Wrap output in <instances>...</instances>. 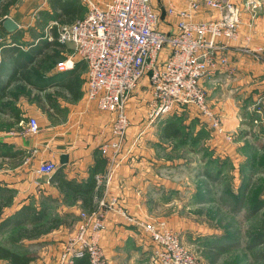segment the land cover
<instances>
[{
    "label": "crops",
    "instance_id": "1",
    "mask_svg": "<svg viewBox=\"0 0 264 264\" xmlns=\"http://www.w3.org/2000/svg\"><path fill=\"white\" fill-rule=\"evenodd\" d=\"M19 1L10 6L8 14H2L7 0H0V112L9 114L20 124L25 123V132L29 120L35 119L40 132L28 135L27 131L15 136L17 151L14 152L21 153L16 161L29 163L30 168L24 172L17 170L2 179L16 192L9 210L16 212L26 205L39 210L44 197L46 204L56 205L57 213L61 214L53 216L60 218V222L57 230L45 237L43 262L37 264H59L66 243L82 220V213L97 212L99 201L108 202L112 198L118 199L116 205L126 216L118 211L101 215L100 245L109 264H151V241L129 217L144 222L164 220L174 226L179 217L176 218L177 201L173 197L181 191L176 183L180 180L176 170L186 163L195 164L202 154L198 149L195 152L180 148V135L173 136V131L182 129L190 134L194 141L199 140L198 147H204L206 153L216 149L233 165V177L244 179L249 175V165L255 168L251 175L259 174L258 167L264 157V0L252 25L249 13L241 14L243 25L239 38L229 44V65L200 82L210 108L225 121L233 141L212 137L203 117L193 109L149 120L148 95L138 89L127 108L129 125L116 154L112 149L107 153L102 151L116 138L115 117L88 100L87 64L77 59L74 69L59 72L57 66H50L53 49L59 53L56 59L62 62L70 57L72 46L58 48L38 43V35L52 41L49 29L55 20L42 15L45 11L53 15L50 1L47 0L46 9L39 13L36 26L25 29L21 20L10 13ZM106 1L97 0L101 4ZM223 1L240 6L245 0ZM172 2L175 8L183 9L188 7L189 0ZM217 16L218 11L204 7L193 14L192 20L204 21ZM7 18L18 25L17 30L5 29ZM244 47L260 52L262 59L241 51ZM143 86L148 89V85ZM15 98L17 107H2L1 102ZM202 133L205 137L201 139ZM48 161L57 164L56 172L39 174V166Z\"/></svg>",
    "mask_w": 264,
    "mask_h": 264
},
{
    "label": "built area",
    "instance_id": "2",
    "mask_svg": "<svg viewBox=\"0 0 264 264\" xmlns=\"http://www.w3.org/2000/svg\"><path fill=\"white\" fill-rule=\"evenodd\" d=\"M84 1L87 12L83 19L72 24L55 23L58 41L71 45L73 51L58 63L57 69L72 70L77 59L87 64L88 100L115 117L116 138L102 148L103 153L111 149L114 154L120 151L129 125L127 108L145 81L150 90L149 120L193 109L215 134L224 135L223 121L208 107L200 82L229 65V44L239 38L241 14L248 12L252 25L261 9L260 0H245L240 6L223 0H189L188 7L183 9L170 5L167 17L172 21H167L168 30L158 27V9L152 0H107L104 4ZM204 7L215 9L218 16L192 20L193 14ZM39 130L38 122L30 119L27 133L34 135ZM56 170L57 164L48 161L37 172L51 175ZM117 200H101L97 212L82 213L76 232L61 253L60 264H75L83 259L90 264H109L100 245L101 215L118 211L126 216L116 205ZM129 220L150 239L153 264H199L165 223L132 217Z\"/></svg>",
    "mask_w": 264,
    "mask_h": 264
},
{
    "label": "rangeland",
    "instance_id": "3",
    "mask_svg": "<svg viewBox=\"0 0 264 264\" xmlns=\"http://www.w3.org/2000/svg\"><path fill=\"white\" fill-rule=\"evenodd\" d=\"M69 1L83 7L84 15L86 14L87 3L84 0ZM95 1L97 2V0ZM47 2V0H20L10 10V13L21 20L24 29L35 27L39 21L38 15L46 9ZM152 2L158 9L160 21L158 27L168 30L170 25L168 23L172 19L167 17V9L171 3L172 6L174 5L172 0H152ZM55 23L57 22L55 21ZM246 50H248L247 47L241 49L257 59H262L260 52L256 53L250 49L249 52H246ZM58 63H60V59H56L53 55L50 66L56 68ZM144 84L148 85L143 82L139 90L146 91L149 100L150 90L147 89V86H143ZM18 96L20 93L17 94V98ZM17 98L11 101L4 100L1 102L2 107L4 109L17 107L15 101L18 100ZM148 106L147 102L146 109ZM208 107L210 108L209 105ZM174 114L168 116L171 117ZM218 116L223 121L222 117ZM202 119L204 120V118ZM204 122L209 127V123L206 120ZM224 122V135L215 134L209 127L212 137L232 142L233 137L227 131ZM25 125V123H18L9 114L0 112V150L2 152L17 151L14 138L25 132ZM177 132L180 135L178 140L180 148L186 150L191 148L195 152L198 149L202 153L201 159L198 158L195 164L186 163L176 170V174L180 178L176 183L180 185L181 191H177L173 197L177 201L176 218L179 217L175 220V225L171 226L164 220H158V222L165 223L178 235L182 245L199 264H264V157L261 159V167H258L260 169L257 176L251 175L255 168L253 165H249V175L239 180L231 173L233 165L228 164V159L223 158L216 149L207 150L206 153L204 147H198L199 140L194 141L190 134L184 133L182 129ZM204 137L205 135L202 133L201 139ZM188 144H191V147H186ZM29 168V163L22 164L12 158L0 157V222L17 213L9 210L16 192L6 186L2 177L11 175L17 170L28 171ZM181 176H185V178L181 179ZM40 203L41 208L38 211L44 207H50V211L47 212L48 216L42 221V224L26 225L22 229L9 227L0 231L1 246L21 257L30 258L29 264L43 262L41 253L45 250V237L57 230V222H60V218H53L57 214L61 216L56 211L58 208L56 205L49 202L47 205L44 197ZM152 221L157 222V220ZM35 227H37L36 230L39 229L38 234L30 237V233L35 231L33 230ZM150 253V263L153 264L152 252ZM0 264H11V262L0 259Z\"/></svg>",
    "mask_w": 264,
    "mask_h": 264
},
{
    "label": "trees",
    "instance_id": "4",
    "mask_svg": "<svg viewBox=\"0 0 264 264\" xmlns=\"http://www.w3.org/2000/svg\"><path fill=\"white\" fill-rule=\"evenodd\" d=\"M18 0H7L5 5L3 6L1 12L2 14H8L9 8L12 4H14ZM49 4L53 15H50V12L45 11L43 12V17L45 19L53 18L59 24H72L76 20H79L81 17L84 16L83 7H80L77 3L69 0H49ZM50 32L52 33V41L43 40V36L38 35V43L39 44H47V45H54L58 48L62 47V43L58 41V32L57 26L53 24L50 27ZM53 53L55 58H58L59 53L53 49ZM20 59H15V61L19 62ZM170 127V125H169ZM175 127V126H174ZM168 130V125L167 129ZM178 134L177 131H173V136ZM171 136V135H170ZM20 152H12L6 151L2 152L0 150V157L1 158H12L13 160L20 159L19 156ZM44 209V210H43ZM41 211H38L37 208H34L32 205L23 206L20 210L16 211L13 216L3 220L0 222V231L4 229H8L9 227L13 228H23L26 225H33L37 226L42 224V221L46 219L48 213L47 208L44 207ZM35 227L33 232L30 233V237L36 236L38 233ZM0 259L9 260L11 264H29L30 258L28 257H21L17 253L11 251L10 249L4 248L0 244ZM75 264H90L88 259L78 260Z\"/></svg>",
    "mask_w": 264,
    "mask_h": 264
},
{
    "label": "water",
    "instance_id": "5",
    "mask_svg": "<svg viewBox=\"0 0 264 264\" xmlns=\"http://www.w3.org/2000/svg\"><path fill=\"white\" fill-rule=\"evenodd\" d=\"M4 27L7 31L12 32L18 29V25L10 18L4 21ZM65 163V159L62 160Z\"/></svg>",
    "mask_w": 264,
    "mask_h": 264
}]
</instances>
